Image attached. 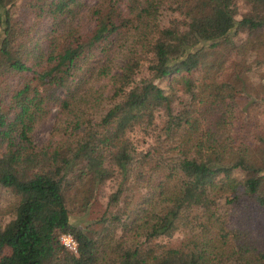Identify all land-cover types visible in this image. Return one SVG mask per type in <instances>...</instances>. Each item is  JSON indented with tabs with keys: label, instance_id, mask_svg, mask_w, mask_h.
I'll return each mask as SVG.
<instances>
[{
	"label": "trees",
	"instance_id": "obj_1",
	"mask_svg": "<svg viewBox=\"0 0 264 264\" xmlns=\"http://www.w3.org/2000/svg\"><path fill=\"white\" fill-rule=\"evenodd\" d=\"M243 2L235 18L234 0H141L125 16L107 0L92 10L89 33L68 24L33 37L42 15L58 25L78 0H0V188L12 196L0 264H264L215 199L236 170L244 177L223 186L224 201L264 207V140L254 149L233 135L236 99L247 106L264 93L244 66L250 57L264 66V0ZM232 31L245 39L234 43ZM111 51L120 55L113 68L90 64ZM85 77L104 83L85 91ZM53 108L47 141L34 143ZM136 130L150 137L145 148ZM106 182L113 188L97 218L72 222Z\"/></svg>",
	"mask_w": 264,
	"mask_h": 264
},
{
	"label": "rangeland",
	"instance_id": "obj_2",
	"mask_svg": "<svg viewBox=\"0 0 264 264\" xmlns=\"http://www.w3.org/2000/svg\"><path fill=\"white\" fill-rule=\"evenodd\" d=\"M141 0H116V7L121 12L123 16L128 15L130 10H134L136 6H139ZM107 2V0H78V7L74 11V14L70 17L65 18L58 25L53 24L51 19L45 15H42L38 21H35V25L31 31L33 37L44 36L48 34L55 28L66 27L68 24L78 28V30L84 34L90 32L94 27L95 19L92 16V10L96 6H101ZM236 14L235 18H240V16L248 10L247 4L243 0H234ZM106 6V3L104 4ZM169 11L166 6L160 8L158 12V19L165 20L167 17V12ZM32 22V21H30ZM57 25V26H55ZM231 39L234 43L238 44L242 42L245 37V31L231 32ZM46 38H40L41 43L45 42ZM46 43V42H45ZM112 50H114L112 48ZM221 54L225 56L228 52L225 48H221ZM233 53L229 52L228 57L232 58L237 65H239L238 57H232ZM250 59L247 60V63H244L246 68H249L247 71V76L250 82L257 84H264V66L255 65L250 62ZM94 62H101L110 68H113L118 62H120V55L117 51H111L108 55H104L103 52L96 54L94 58L91 59L90 64ZM243 65V64H241ZM94 66H92L93 68ZM194 77L197 79L209 80L210 76L204 73L203 71H198L193 73ZM17 80L10 79V83H15ZM84 90L88 91V86L93 88L99 87L104 83L101 79H94L93 77H85ZM161 85H165L164 81L160 82ZM181 98L185 99L184 95H181ZM238 106L236 108V114L239 116V119L234 123V137L245 136L248 140H245L246 144L250 145L252 148L256 149L260 146L261 140H264V93L259 95V99L251 102L245 106V98L242 96L236 99ZM97 110V109H96ZM55 109H51L50 114L44 118L42 121L38 122L31 132L32 140L36 144H42L47 141L49 137V132L51 125L54 119ZM236 130V131H235ZM246 131V134H245ZM132 138L134 143L140 147L145 148L150 142V137L147 136L146 131L136 130L132 133ZM238 142L239 140H235ZM244 175L239 171H234L231 175L229 182H226L224 188L228 189L233 188L238 184V181L242 179ZM222 187L216 191L218 197L216 203L219 206V210L224 213L227 224L234 228L238 229L241 233L238 234V241L240 239H247L253 245L255 251H264V207H259L255 202L247 201L243 197L234 198L236 201L232 202L233 199H230L229 202H225L223 196L225 192ZM113 188V182H106L101 187L100 196L95 203L85 212L71 217V221L76 223L78 226H82L88 221H92L102 212L103 206L105 203V194H107ZM238 189V186L237 188ZM221 195V196H220ZM216 196V195H215ZM220 197V198H219ZM12 200L11 194L0 188V225L7 220V215L3 210L6 208L8 203ZM232 202V203H231ZM181 236L180 233L176 232L173 234L172 238L169 239V242H173L179 239ZM161 241H167L163 238ZM243 241V240H242ZM241 241V242H242Z\"/></svg>",
	"mask_w": 264,
	"mask_h": 264
},
{
	"label": "built area",
	"instance_id": "obj_3",
	"mask_svg": "<svg viewBox=\"0 0 264 264\" xmlns=\"http://www.w3.org/2000/svg\"><path fill=\"white\" fill-rule=\"evenodd\" d=\"M59 242L68 250L74 252L75 251V242L71 238L70 235L67 234H59L58 235Z\"/></svg>",
	"mask_w": 264,
	"mask_h": 264
}]
</instances>
